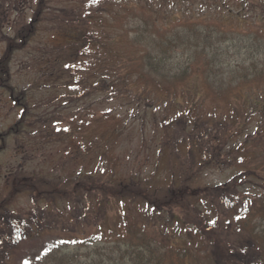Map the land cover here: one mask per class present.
<instances>
[{"label": "trees", "instance_id": "trees-1", "mask_svg": "<svg viewBox=\"0 0 264 264\" xmlns=\"http://www.w3.org/2000/svg\"><path fill=\"white\" fill-rule=\"evenodd\" d=\"M49 1L0 0V13L12 3L33 9L36 2L33 20L20 30L27 40L46 20ZM58 12L73 18L75 30L66 36H83L86 46H94L89 67L76 73L83 81H75L158 117L172 160L171 181L162 198L154 197L153 212L147 208L152 221L137 211L123 212L118 223L109 220L106 206L122 200L126 189L130 205L141 211L138 201L148 202L159 191H145L136 175L123 183L111 169L106 202L86 206L76 199L77 187L59 188L65 197L60 202L72 214L57 212L62 240L35 264H264V0H88ZM12 52L10 44L0 60L5 85ZM223 103L228 107H219ZM95 118L83 116L81 126L77 115L69 119L77 142H88L81 150L97 148V126L84 139L81 129ZM122 125L108 127L106 153L116 149ZM215 167L238 172L228 182L196 186L201 173ZM49 187L40 194L55 205ZM164 213L170 217L161 235L156 222ZM94 217L98 222L91 224Z\"/></svg>", "mask_w": 264, "mask_h": 264}, {"label": "rangeland", "instance_id": "rangeland-1", "mask_svg": "<svg viewBox=\"0 0 264 264\" xmlns=\"http://www.w3.org/2000/svg\"><path fill=\"white\" fill-rule=\"evenodd\" d=\"M87 1L50 0L46 20L27 40L20 37V30L27 29L33 20L36 2L33 9L29 5L12 3L4 6L0 13V60L7 57L9 45L13 47L9 63L11 77L7 83L10 88L5 85V77H2L0 70V134L3 138V142L0 138V145L3 146L0 152V264H35L41 255L62 240L63 232L60 230L64 223L57 212L62 210L71 215L72 211H69L67 202H60L65 197L59 194V188L73 190L77 187L76 199L86 206L90 200L95 204L99 200L106 202L105 193L112 187L109 177L113 172L111 169H116L118 181L123 183H127L130 177H141L145 191H159L150 193L148 202L138 201L143 206L141 211L138 206L130 205L126 193L131 189H126L122 200L109 202L106 206L109 220L118 223L124 219L123 212L133 215L137 211L138 214L142 212L144 220L152 221V217L146 214L147 208L153 212L154 197L162 198L163 189L171 181L172 160L166 154L167 147L162 144L165 136L153 111L143 106L136 109L132 101L110 97L96 89H85L75 81H83L76 73L81 68L89 67L87 58L89 60L92 56L94 46L89 48V43L86 46L83 36H66L68 31L75 30L70 23L73 18L59 17L58 11ZM233 2L238 4L239 0ZM183 6L186 7V4ZM61 20H64V24L60 27L58 25L63 23ZM15 99L28 109L20 129L15 126L24 113ZM214 106V103L209 105ZM219 107L227 108L228 105L223 103ZM106 113L115 118L108 119L104 116ZM70 114L78 116L79 126L83 116L96 114L95 119L87 120V126L81 128L84 139L83 133L97 126L94 137L98 145L92 148L94 152L80 149L88 142H77L75 124H72V130L68 129L69 119L74 117ZM116 122L123 124V132L117 139L116 149L109 154L105 151L110 136L106 131ZM11 127H14V134L6 136ZM17 130L19 133L15 134ZM8 170L14 171V174H7ZM237 172L218 167L206 169L195 184L203 187L225 183ZM91 173L95 175L93 179L83 180L91 177ZM33 174L39 179V183H34L37 190L31 178L25 192L11 194L10 186L11 190L14 187L25 189L28 183L22 176L32 177ZM44 175H48L47 180L40 177ZM49 182L54 183L55 187ZM49 185L50 198L55 205L51 200L49 202L35 195L36 191H45ZM174 185L178 183L174 181ZM169 210V213L173 211ZM169 217L164 213L159 217V223L156 222V230L161 235ZM187 221L194 230L193 221ZM97 222L98 219L94 217L91 224ZM81 225L82 222H79L75 228L80 229ZM181 232L189 235L184 229Z\"/></svg>", "mask_w": 264, "mask_h": 264}, {"label": "flooded vegetation", "instance_id": "flooded-vegetation-1", "mask_svg": "<svg viewBox=\"0 0 264 264\" xmlns=\"http://www.w3.org/2000/svg\"><path fill=\"white\" fill-rule=\"evenodd\" d=\"M0 138L2 139V134H0ZM26 154H28V153H26ZM9 171V170H8ZM7 171V172H8ZM7 174H14V171H9Z\"/></svg>", "mask_w": 264, "mask_h": 264}]
</instances>
